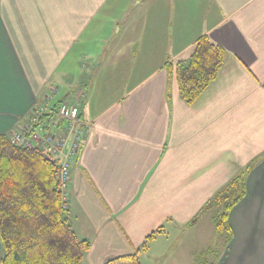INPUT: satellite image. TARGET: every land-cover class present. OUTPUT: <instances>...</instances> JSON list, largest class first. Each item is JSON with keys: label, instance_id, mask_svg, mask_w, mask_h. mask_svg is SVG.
<instances>
[{"label": "crops", "instance_id": "obj_1", "mask_svg": "<svg viewBox=\"0 0 264 264\" xmlns=\"http://www.w3.org/2000/svg\"><path fill=\"white\" fill-rule=\"evenodd\" d=\"M202 36L227 57L187 105L174 65ZM48 97L91 123L68 186L70 223L90 243L81 264L133 254L160 227L140 264L160 240L184 245L201 218L188 223L255 159L225 247L183 258L264 264V0H0V134Z\"/></svg>", "mask_w": 264, "mask_h": 264}, {"label": "trees", "instance_id": "obj_2", "mask_svg": "<svg viewBox=\"0 0 264 264\" xmlns=\"http://www.w3.org/2000/svg\"><path fill=\"white\" fill-rule=\"evenodd\" d=\"M226 57L222 47L202 36L190 55L175 63L178 91L187 105L195 103L218 78ZM172 69L173 65H167V74ZM258 162L251 161L216 192L188 226L220 208L215 231L225 232L229 239V213L245 197L246 176ZM57 169L41 150L12 145L9 135L0 134V264H81L90 243L79 239L72 228L68 207L62 205ZM161 232L162 227L147 235L137 252L104 264H140L137 253L145 251Z\"/></svg>", "mask_w": 264, "mask_h": 264}, {"label": "built area", "instance_id": "obj_3", "mask_svg": "<svg viewBox=\"0 0 264 264\" xmlns=\"http://www.w3.org/2000/svg\"><path fill=\"white\" fill-rule=\"evenodd\" d=\"M45 102L37 103L28 122L20 131L9 134V142L28 149L37 148L57 165L59 188L63 207H68V186L81 144L91 130V123L79 117L78 106L67 101L57 107Z\"/></svg>", "mask_w": 264, "mask_h": 264}, {"label": "rangeland", "instance_id": "obj_4", "mask_svg": "<svg viewBox=\"0 0 264 264\" xmlns=\"http://www.w3.org/2000/svg\"><path fill=\"white\" fill-rule=\"evenodd\" d=\"M221 212V209H213L207 214L201 217L199 227L194 232H187L186 236L184 235L185 244L182 246H176L174 248H167L166 242L160 240L158 245L154 244L153 247H150L148 256H144L141 260L142 264H188V261L183 258L185 255L189 256L191 252L195 249L206 250L205 248H211L212 251L219 250L226 244V234L217 233L215 231L214 220L216 216ZM177 241V240H176ZM175 245V244H174ZM190 245L191 247H187ZM149 246V244H148ZM202 248V249H201ZM162 250H165L162 251ZM203 250V251H204ZM208 259L210 253H207ZM193 253L191 254V257ZM183 258V259H182ZM181 259V260H179ZM179 260V261H178Z\"/></svg>", "mask_w": 264, "mask_h": 264}, {"label": "water", "instance_id": "obj_5", "mask_svg": "<svg viewBox=\"0 0 264 264\" xmlns=\"http://www.w3.org/2000/svg\"><path fill=\"white\" fill-rule=\"evenodd\" d=\"M21 147V146H20Z\"/></svg>", "mask_w": 264, "mask_h": 264}]
</instances>
